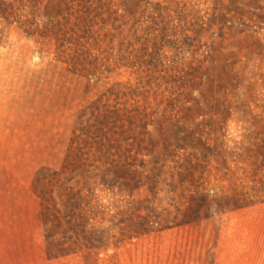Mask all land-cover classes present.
<instances>
[{"label":"trees","instance_id":"obj_1","mask_svg":"<svg viewBox=\"0 0 264 264\" xmlns=\"http://www.w3.org/2000/svg\"><path fill=\"white\" fill-rule=\"evenodd\" d=\"M237 1L264 11V0ZM205 5L0 0V37L15 28L48 40L57 61L102 88L80 111L61 169L37 178L51 258L106 252L264 203L262 179L244 184L264 169V144L227 146L222 128L241 112L216 83L209 48L194 44L217 20L216 6Z\"/></svg>","mask_w":264,"mask_h":264},{"label":"rangeland","instance_id":"obj_2","mask_svg":"<svg viewBox=\"0 0 264 264\" xmlns=\"http://www.w3.org/2000/svg\"><path fill=\"white\" fill-rule=\"evenodd\" d=\"M203 2L216 6L217 20L194 44L202 51L209 48L216 83L231 89L241 112L222 128L225 142L230 148L264 144V11L252 14L250 4L237 0ZM54 52L52 42L15 28L0 37V264H264V203L129 240L106 252L48 255L37 178L61 169L80 111L102 89L71 73ZM236 176L243 183L242 172ZM252 178L264 184V169L244 184L252 186ZM226 180L229 189L234 177Z\"/></svg>","mask_w":264,"mask_h":264}]
</instances>
